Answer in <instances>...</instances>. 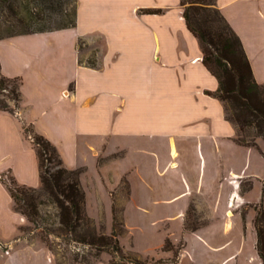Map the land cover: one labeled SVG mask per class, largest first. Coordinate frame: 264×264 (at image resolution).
I'll list each match as a JSON object with an SVG mask.
<instances>
[{
    "label": "crops",
    "instance_id": "0c3cea01",
    "mask_svg": "<svg viewBox=\"0 0 264 264\" xmlns=\"http://www.w3.org/2000/svg\"><path fill=\"white\" fill-rule=\"evenodd\" d=\"M215 3L239 36L255 80L263 83L264 0ZM182 11L180 0H76L74 26L1 38L0 71L21 77L22 100L16 114L0 109V176L39 186L37 154L21 120L32 122L62 152L63 146L77 148L88 129L104 120L115 124L120 114L142 108L161 115L158 134L182 163L195 159L194 168L184 172L177 169L178 159L165 162L164 169L174 163L182 183L171 200L183 201L193 190L215 207L219 195L213 199L212 188L218 194L225 182L231 197L238 194L240 178L254 176L247 169L253 147L234 141L236 127L222 102L206 93L215 91L218 81L202 63L198 39ZM78 38L85 49L95 45L96 66L79 60ZM243 157L239 170L216 165L219 159ZM24 222L0 179V264H56L48 248L19 236Z\"/></svg>",
    "mask_w": 264,
    "mask_h": 264
},
{
    "label": "rangeland",
    "instance_id": "374dc122",
    "mask_svg": "<svg viewBox=\"0 0 264 264\" xmlns=\"http://www.w3.org/2000/svg\"><path fill=\"white\" fill-rule=\"evenodd\" d=\"M24 3L19 5L21 13L27 9ZM5 5L0 7V20L12 12ZM84 43H79V60L91 62L96 59L95 45L85 49ZM10 87L11 84L7 88ZM1 93L9 94L8 89ZM0 99L12 105L8 96L0 94ZM161 121V115L145 113L142 108L120 114L115 124L104 120L102 125L88 129L77 148L63 146V151H59L65 165L80 169L84 211L95 231L110 234L115 228L122 253L137 258L141 264H261L254 248L252 220L256 205L264 203V138L258 139L259 149L251 148L247 169L254 176L240 178L239 196L231 197V184L225 182L218 194L217 188H212L213 199L219 195L212 207L205 195H195L193 190L183 201L171 200L177 195L172 192L182 188V183L173 173L174 163L164 169L165 162L178 159L177 169L184 172L194 168L195 159L188 157V162L182 163L174 147L160 138ZM180 148L176 146L179 154ZM243 161L245 157L238 161L223 158L216 165L224 171L229 166L239 170ZM40 210L42 215L52 217L55 208L47 203ZM48 221H39L34 228L35 224L25 216L18 234L27 242L48 248L40 238V230ZM167 239L178 249L176 256L172 249L163 247ZM56 241L60 244L54 252L49 249L56 264H135L110 250ZM74 254L77 260L73 259Z\"/></svg>",
    "mask_w": 264,
    "mask_h": 264
},
{
    "label": "trees",
    "instance_id": "16d2710c",
    "mask_svg": "<svg viewBox=\"0 0 264 264\" xmlns=\"http://www.w3.org/2000/svg\"><path fill=\"white\" fill-rule=\"evenodd\" d=\"M22 1L27 5L25 13L19 11ZM215 2L216 0H180L183 6L182 16L187 29L198 39L202 63L218 81L216 90H206V93L222 102L226 119L236 127L234 141L259 149L258 139L264 138V82L258 83L255 80L239 36ZM2 5L8 6L12 12H7L0 20V39L71 27L76 22V0H0V7ZM143 11L159 12L160 9ZM81 42L83 44L84 40L78 38V47ZM86 64L96 66V59ZM21 82V77H9L0 71V94L12 100V105H9L5 99H0L1 110L16 114L22 100ZM10 84L11 87L7 88ZM6 89L9 94L1 93ZM21 123L37 154L41 185L35 187L20 184L11 175L7 178L1 175L0 179L7 186L14 209L35 224L34 228L38 227L39 221L49 220L40 230V238L48 249L54 252V247L60 244L56 239H61L66 244L72 241L96 250H110L120 257H127L132 263L141 264L137 258L122 253L115 228L110 234L95 231L84 211L85 193L80 182V169L67 167L57 146L38 132L32 122L21 120ZM47 203L55 208L52 217L41 214V206ZM112 209L114 211V205ZM113 221L117 222L114 212ZM252 223L255 232L254 247L261 264H264L262 201L255 207ZM163 247L172 249L175 256L178 254V249L173 248L168 239ZM77 258V254H74L73 259ZM175 264L179 263L175 261Z\"/></svg>",
    "mask_w": 264,
    "mask_h": 264
},
{
    "label": "bare ground",
    "instance_id": "6f19581e",
    "mask_svg": "<svg viewBox=\"0 0 264 264\" xmlns=\"http://www.w3.org/2000/svg\"><path fill=\"white\" fill-rule=\"evenodd\" d=\"M228 214H230V213L228 212Z\"/></svg>",
    "mask_w": 264,
    "mask_h": 264
}]
</instances>
